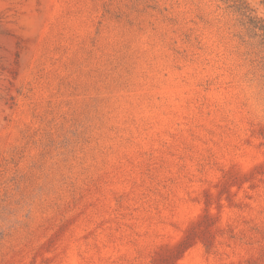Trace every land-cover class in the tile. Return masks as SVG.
Instances as JSON below:
<instances>
[{
  "label": "rangeland",
  "instance_id": "obj_1",
  "mask_svg": "<svg viewBox=\"0 0 264 264\" xmlns=\"http://www.w3.org/2000/svg\"><path fill=\"white\" fill-rule=\"evenodd\" d=\"M264 0H0V264H264Z\"/></svg>",
  "mask_w": 264,
  "mask_h": 264
},
{
  "label": "trees",
  "instance_id": "obj_2",
  "mask_svg": "<svg viewBox=\"0 0 264 264\" xmlns=\"http://www.w3.org/2000/svg\"><path fill=\"white\" fill-rule=\"evenodd\" d=\"M260 31H264L263 29H259Z\"/></svg>",
  "mask_w": 264,
  "mask_h": 264
}]
</instances>
